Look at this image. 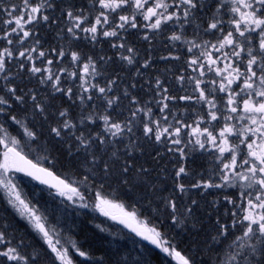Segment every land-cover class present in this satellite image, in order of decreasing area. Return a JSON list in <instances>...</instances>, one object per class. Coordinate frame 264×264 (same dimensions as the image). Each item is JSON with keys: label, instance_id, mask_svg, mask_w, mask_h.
<instances>
[{"label": "snow or ice", "instance_id": "1", "mask_svg": "<svg viewBox=\"0 0 264 264\" xmlns=\"http://www.w3.org/2000/svg\"><path fill=\"white\" fill-rule=\"evenodd\" d=\"M0 264H264V0H0Z\"/></svg>", "mask_w": 264, "mask_h": 264}]
</instances>
